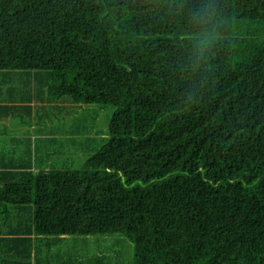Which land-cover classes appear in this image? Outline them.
Returning <instances> with one entry per match:
<instances>
[{"label": "trees", "instance_id": "1", "mask_svg": "<svg viewBox=\"0 0 264 264\" xmlns=\"http://www.w3.org/2000/svg\"><path fill=\"white\" fill-rule=\"evenodd\" d=\"M0 72L115 108L82 169L14 174L0 197L29 234L125 236L133 264H264V0H0Z\"/></svg>", "mask_w": 264, "mask_h": 264}, {"label": "crops", "instance_id": "2", "mask_svg": "<svg viewBox=\"0 0 264 264\" xmlns=\"http://www.w3.org/2000/svg\"><path fill=\"white\" fill-rule=\"evenodd\" d=\"M34 85L23 73L0 72V173H7L0 176V195L8 192L7 185L20 181L15 173L69 170L65 161L70 158L66 155L61 161L48 162V155L53 154L48 144L59 139L74 141L75 134L49 129L45 111L48 105L56 103L41 100ZM78 155L85 164L91 153L86 156L85 151H79ZM29 219L30 212L9 206L0 197V264H119L106 260L104 247L108 236L32 235ZM30 237L34 239L31 256L26 241ZM94 243L104 247L91 257L87 247Z\"/></svg>", "mask_w": 264, "mask_h": 264}, {"label": "rangeland", "instance_id": "3", "mask_svg": "<svg viewBox=\"0 0 264 264\" xmlns=\"http://www.w3.org/2000/svg\"><path fill=\"white\" fill-rule=\"evenodd\" d=\"M35 85L34 87H36ZM68 103L70 102L56 103L53 106L48 105L46 108L49 129L62 134L69 132V134H75L74 137H76L74 141L59 139L56 143L49 142L48 150L53 154L48 155V162L61 161L60 158L66 155L70 158L65 161L69 167L67 169L80 170L84 164L83 159L79 158L78 152L85 151L88 156L104 146L109 138L110 119L115 108L86 104L77 106ZM70 105L72 108L68 107ZM106 239V247L101 243H94L87 247L91 257L97 253L98 249L104 247L107 261L110 259L119 264L134 263V243L131 240L125 236H108ZM92 260L94 259L92 258Z\"/></svg>", "mask_w": 264, "mask_h": 264}]
</instances>
